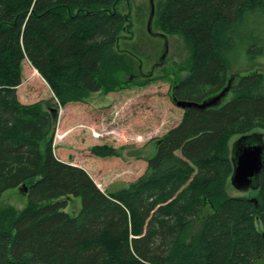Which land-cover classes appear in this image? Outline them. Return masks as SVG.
Masks as SVG:
<instances>
[{
    "label": "trees",
    "instance_id": "obj_1",
    "mask_svg": "<svg viewBox=\"0 0 264 264\" xmlns=\"http://www.w3.org/2000/svg\"><path fill=\"white\" fill-rule=\"evenodd\" d=\"M120 1L0 0V197L14 187L29 194L20 212L0 209V264H257L264 170L252 196L229 194L228 183L232 136L264 134V72L229 76L243 24L264 15V0L159 2L160 29L180 34L190 52L172 96L202 102L231 82L229 96L203 109L178 105L181 120L117 190H102L84 167L54 154L50 103L20 99L26 59L61 104L122 88L120 73L134 58L117 48L131 29ZM246 37L250 59L264 53V26ZM90 151L101 162L120 153L111 143ZM70 196H82L75 216L65 210Z\"/></svg>",
    "mask_w": 264,
    "mask_h": 264
},
{
    "label": "rangeland",
    "instance_id": "obj_2",
    "mask_svg": "<svg viewBox=\"0 0 264 264\" xmlns=\"http://www.w3.org/2000/svg\"><path fill=\"white\" fill-rule=\"evenodd\" d=\"M160 1L155 0V15L150 26V0H121L117 5L131 21V29L122 32L117 48L131 53L134 58L133 69L120 73L122 88L109 93L103 90L90 92L84 99L61 104L40 72L28 59L25 60L23 82L18 88L20 99L27 103L47 101L51 104L55 117L54 154L84 167L104 191L108 188L117 190L142 173L149 156L156 154V139L176 125L184 114V109L172 99L174 84L188 72L186 65L190 52L180 34L167 35L169 44L164 42L169 48L162 65L153 70L148 84H145L148 78L138 70L141 62L143 70L148 72L165 52L163 38H160L163 32L157 21ZM243 25L241 32L245 37L239 40V46L230 56L229 79L234 82L237 73L244 75L252 69L264 72V53L258 52L250 59L245 41L248 34L258 33L264 26V15L251 17ZM125 56L131 58L128 54ZM228 96L221 101H226ZM236 139L237 136L230 139L231 151ZM97 143L113 144L120 150L119 156L103 162L98 157L95 159L90 147ZM137 151L140 157L134 155ZM133 167L137 169L135 172ZM228 191L235 196L254 195L250 189L237 190L231 182ZM67 199L65 210L77 215L82 208V196ZM28 201V191L21 187L10 188L0 197V209L20 212ZM256 263L264 264V257Z\"/></svg>",
    "mask_w": 264,
    "mask_h": 264
},
{
    "label": "water",
    "instance_id": "obj_3",
    "mask_svg": "<svg viewBox=\"0 0 264 264\" xmlns=\"http://www.w3.org/2000/svg\"><path fill=\"white\" fill-rule=\"evenodd\" d=\"M150 4L149 26L155 15V0H150ZM230 84L231 82L221 92L202 102L175 98L176 104L183 108L198 107L202 109L217 105L227 94ZM231 153L233 162L232 185L239 191L258 188L260 176L264 170V134L253 132L237 137Z\"/></svg>",
    "mask_w": 264,
    "mask_h": 264
},
{
    "label": "flooded vegetation",
    "instance_id": "obj_4",
    "mask_svg": "<svg viewBox=\"0 0 264 264\" xmlns=\"http://www.w3.org/2000/svg\"><path fill=\"white\" fill-rule=\"evenodd\" d=\"M163 33L161 34V36H160V38L162 39V42H163V47L165 48V52H164V54L162 55L161 54V57H160V61L159 62H155L154 61V64L152 65V69H150L148 72H145L144 70H143V67H141V62L139 63V67H138V70L140 71V73H141V75H145L147 78H149V79H151L150 77H151V74L153 73V70L156 68V67H159V66H161L162 65V62H163V59L165 58V55H166V53H167V50H168V48H169V46H167V44L165 45V42L164 41H166V43H168L169 44V40L167 39V35H169V34H167L165 31H162ZM175 98H177V97H175V96H172V99L174 100V102L176 103V101H175ZM178 99V98H177Z\"/></svg>",
    "mask_w": 264,
    "mask_h": 264
},
{
    "label": "crops",
    "instance_id": "obj_5",
    "mask_svg": "<svg viewBox=\"0 0 264 264\" xmlns=\"http://www.w3.org/2000/svg\"><path fill=\"white\" fill-rule=\"evenodd\" d=\"M128 182V181H127Z\"/></svg>",
    "mask_w": 264,
    "mask_h": 264
}]
</instances>
